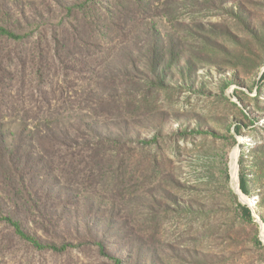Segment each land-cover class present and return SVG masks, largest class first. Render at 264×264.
<instances>
[{
  "label": "rangeland",
  "instance_id": "1",
  "mask_svg": "<svg viewBox=\"0 0 264 264\" xmlns=\"http://www.w3.org/2000/svg\"><path fill=\"white\" fill-rule=\"evenodd\" d=\"M64 1L0 0V264H264V0Z\"/></svg>",
  "mask_w": 264,
  "mask_h": 264
},
{
  "label": "trees",
  "instance_id": "2",
  "mask_svg": "<svg viewBox=\"0 0 264 264\" xmlns=\"http://www.w3.org/2000/svg\"><path fill=\"white\" fill-rule=\"evenodd\" d=\"M59 3V6L61 8V13L57 14V16H61V20L63 21L65 17H67V15L72 12V10H74V8H78V5L74 2H67L64 0H57ZM47 9L50 11V18H52L53 16H56L55 13L53 12V9H51L50 7L47 6ZM68 12V13H67ZM53 13V15L51 14ZM52 15V16H51ZM62 24L64 22H61ZM60 23V24H61ZM46 26L50 25V21L45 23ZM0 32H3L6 36H8L9 38H19V40L24 39L26 36H29L30 33L28 32H24L21 35L16 34L13 30H11L10 28H8V26L5 25H1L0 24ZM240 164H243V157H241L240 159ZM240 188L241 190L245 193V194H249V187H248V176H247V172L245 171V169L242 167V169L240 170Z\"/></svg>",
  "mask_w": 264,
  "mask_h": 264
}]
</instances>
